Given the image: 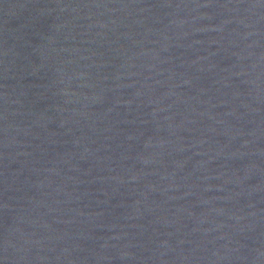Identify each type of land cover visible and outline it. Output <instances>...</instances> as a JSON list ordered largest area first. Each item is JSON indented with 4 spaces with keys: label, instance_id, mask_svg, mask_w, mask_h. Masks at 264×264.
I'll return each mask as SVG.
<instances>
[{
    "label": "water",
    "instance_id": "water-1",
    "mask_svg": "<svg viewBox=\"0 0 264 264\" xmlns=\"http://www.w3.org/2000/svg\"><path fill=\"white\" fill-rule=\"evenodd\" d=\"M0 264H264V0H0Z\"/></svg>",
    "mask_w": 264,
    "mask_h": 264
}]
</instances>
